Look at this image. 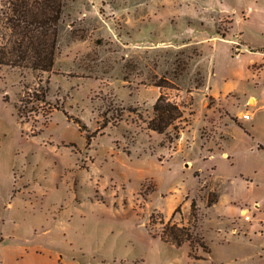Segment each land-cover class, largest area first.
<instances>
[{
  "label": "rangeland",
  "instance_id": "rangeland-1",
  "mask_svg": "<svg viewBox=\"0 0 264 264\" xmlns=\"http://www.w3.org/2000/svg\"><path fill=\"white\" fill-rule=\"evenodd\" d=\"M57 46L0 64V264H264V0H66Z\"/></svg>",
  "mask_w": 264,
  "mask_h": 264
},
{
  "label": "trees",
  "instance_id": "trees-1",
  "mask_svg": "<svg viewBox=\"0 0 264 264\" xmlns=\"http://www.w3.org/2000/svg\"><path fill=\"white\" fill-rule=\"evenodd\" d=\"M66 0H0V64L27 68L35 74L52 70L57 53L58 24ZM159 88L165 84L157 83ZM48 88L40 86L32 92L31 98L45 103ZM29 101V100H28ZM28 101L25 103L27 104ZM19 117H26L23 108L15 105ZM184 106L171 99L163 90L153 103V115L147 127L158 133H167L171 127L177 129V121L183 117ZM80 123V120H75ZM104 124L102 127H104ZM83 125L80 124V130ZM175 136H178L176 130ZM263 149V146L258 145ZM217 199L208 197L212 205ZM194 199L191 214H197ZM197 234V233H196ZM194 235L191 227L164 224L160 237L165 242L182 244L196 242L204 250L207 246L199 235Z\"/></svg>",
  "mask_w": 264,
  "mask_h": 264
},
{
  "label": "built area",
  "instance_id": "built-area-1",
  "mask_svg": "<svg viewBox=\"0 0 264 264\" xmlns=\"http://www.w3.org/2000/svg\"><path fill=\"white\" fill-rule=\"evenodd\" d=\"M236 49H238V48H236ZM238 55H239V53H236L235 56H238ZM242 116L245 117V118H249V117H250V113H249V112H244V113L242 114ZM224 155H225V154H224ZM225 156H226V155H225ZM257 206H258V205L255 204V207H257ZM241 214H242V216L244 217L245 220L250 221V220L252 219V216L250 215L249 210H248L247 207H242V208H241ZM233 230H235V229L233 228Z\"/></svg>",
  "mask_w": 264,
  "mask_h": 264
},
{
  "label": "crops",
  "instance_id": "crops-1",
  "mask_svg": "<svg viewBox=\"0 0 264 264\" xmlns=\"http://www.w3.org/2000/svg\"><path fill=\"white\" fill-rule=\"evenodd\" d=\"M212 37H213V38H216V36H212ZM238 56H239V55H238ZM250 98H253V99L256 101L255 97L252 96V95H250V96L247 97V99H246V103L250 100ZM252 104H254V101H253ZM263 149H264V147H263ZM222 154H223V155L226 154V151H224ZM240 212H241V208H240Z\"/></svg>",
  "mask_w": 264,
  "mask_h": 264
}]
</instances>
